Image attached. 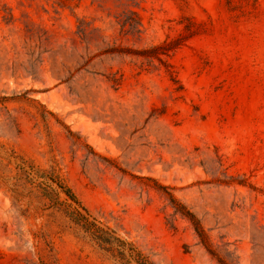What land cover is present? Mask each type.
<instances>
[{
  "label": "rangeland",
  "instance_id": "obj_1",
  "mask_svg": "<svg viewBox=\"0 0 264 264\" xmlns=\"http://www.w3.org/2000/svg\"><path fill=\"white\" fill-rule=\"evenodd\" d=\"M61 187L150 263L264 264V0H0V264H123Z\"/></svg>",
  "mask_w": 264,
  "mask_h": 264
},
{
  "label": "trees",
  "instance_id": "obj_2",
  "mask_svg": "<svg viewBox=\"0 0 264 264\" xmlns=\"http://www.w3.org/2000/svg\"><path fill=\"white\" fill-rule=\"evenodd\" d=\"M157 49L159 48H155L153 51H157ZM61 190L69 200L79 206L74 207L73 205H69V208L67 209L69 217L77 225L82 227L92 241H94L101 249L110 253L114 258L118 259L123 264H131L130 260H134L137 264H153L150 263L142 254L132 249L129 244L115 237L114 232L109 229L105 230L99 227L95 221L92 220L88 211L81 207L77 198L69 189L61 187ZM168 197L172 206L175 208L176 214H180L182 217L188 219L194 226L195 231L202 242L207 244V235L196 216L187 211V209L183 207L172 195L168 194Z\"/></svg>",
  "mask_w": 264,
  "mask_h": 264
}]
</instances>
